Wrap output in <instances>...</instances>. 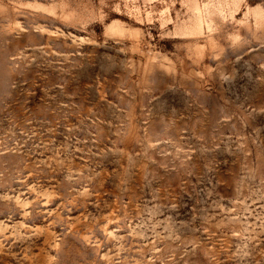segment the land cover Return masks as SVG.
<instances>
[{
	"label": "rangeland",
	"instance_id": "1",
	"mask_svg": "<svg viewBox=\"0 0 264 264\" xmlns=\"http://www.w3.org/2000/svg\"><path fill=\"white\" fill-rule=\"evenodd\" d=\"M0 264H264V0H0Z\"/></svg>",
	"mask_w": 264,
	"mask_h": 264
}]
</instances>
